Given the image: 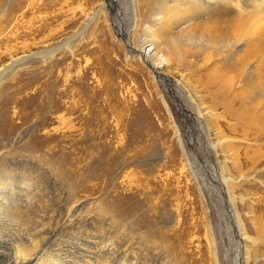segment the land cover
Returning a JSON list of instances; mask_svg holds the SVG:
<instances>
[{
  "label": "rangeland",
  "instance_id": "374dc122",
  "mask_svg": "<svg viewBox=\"0 0 264 264\" xmlns=\"http://www.w3.org/2000/svg\"><path fill=\"white\" fill-rule=\"evenodd\" d=\"M166 1L135 0L129 15L136 30L124 41L125 0H0V69L12 56L70 46L0 80V170H15L19 183L37 176L43 193L36 201L43 208L58 209L67 198L81 203L75 225H82L69 228L68 239L99 234L106 264H117L122 225L143 240L141 252L152 264H237L246 255L236 221L258 242L245 241L249 259L241 264H264V135L242 139L223 98L200 82L206 71H156L131 51L150 33L152 20L163 16ZM180 38L182 45L190 40ZM154 43L161 49L158 61L171 60L161 39ZM220 51L221 46L207 50ZM240 71L237 76L247 75L250 66ZM159 72L179 81L193 104L201 95L197 101L208 106L221 101L217 110L228 119L221 120L222 137L206 122L200 137L185 122ZM244 83L236 81L233 92L243 91ZM223 138L230 142L220 145ZM209 140L218 154L207 149ZM232 156L238 165L227 160ZM79 242L59 240L58 247L69 250Z\"/></svg>",
  "mask_w": 264,
  "mask_h": 264
},
{
  "label": "bare ground",
  "instance_id": "6f19581e",
  "mask_svg": "<svg viewBox=\"0 0 264 264\" xmlns=\"http://www.w3.org/2000/svg\"><path fill=\"white\" fill-rule=\"evenodd\" d=\"M134 3L135 0H125L128 17L125 37L122 30L124 41L131 32L136 30V27L134 30V20L131 22L132 13L129 15ZM162 7L159 13H162L163 16H156L152 20L151 29L147 31L150 33L140 41L138 49L130 48L133 55L142 57L145 63L156 71L159 68L172 66H177L183 71H196L197 69L200 72L206 71V77L200 79V82L211 91V94L223 98L222 104L228 111V118L233 117V120L236 121L242 139L247 140L252 134L255 138L262 137L264 135V0H168ZM134 12L136 16L138 9L135 8ZM182 36L190 37V40L185 41L189 44H181L183 43L181 41L183 39L180 38ZM157 38L161 39L171 60L166 58L164 61H158L161 60L158 59L161 49L154 43ZM197 41H201L202 47L197 46ZM68 44L66 42L56 48H50L30 56L18 58L12 56L10 62L0 69V80L30 61L39 58L44 60L62 48H69ZM217 46H221L220 53L207 52ZM248 66H250V71L247 75L241 73L242 75L237 76L242 68ZM161 72H159L161 76L159 79L168 86L167 88L174 95L179 109L186 114L185 122H190L195 126L200 137L203 131L199 129L201 122H206L207 127L214 128L217 133H221V135L218 134L219 137H222L221 120L227 118L225 119L226 116L224 117L217 110L221 101L216 106H208L202 101H197L198 98H202L201 95L194 97L196 102L193 104L191 99L183 96L178 88L179 81L173 80ZM177 76L179 77L178 74ZM236 81L239 84L242 81L245 82L244 92L242 90L238 93L233 92ZM193 92L196 95L194 88ZM248 92L252 97L247 94ZM237 109H241V111L238 112ZM228 142L230 140L226 138L219 140L220 145ZM218 148V145L209 140L207 149H211L216 155ZM254 153H261V150H255ZM227 160H234L233 164L238 165L235 156L228 157ZM14 171H7L4 168L0 170V264H106L108 252L107 249L105 250V246L103 247L104 244L100 242L102 239L97 233H94L95 235L86 233L87 235L82 237H74L71 234V237L79 239V246L75 248L71 245L69 250L62 244L58 247L59 240L70 243L76 240L68 239L69 228L72 230L78 228V225H82L80 220H78V225H75L76 219L81 217L82 204L78 201L72 202L67 198L64 203H59L58 209L54 205L43 208L36 201V197H40L43 193L42 188H37L35 185L37 176L36 179L31 178L34 182H24L25 184L21 182V184L15 180L18 175ZM220 175L223 174L220 173ZM228 180L232 179L228 178ZM6 181H10V184ZM232 181L238 182L236 179ZM15 183L20 185L16 186ZM232 188L230 183L228 189L232 190ZM227 193L230 196L229 191ZM251 221L255 225V229L260 230L256 232L261 233V227L258 226L254 217H251ZM239 222H234L235 226L233 227L236 239L241 240V249L245 251L246 257L241 256L242 259L240 258L237 264L244 263L243 260L249 259L247 256L249 246L246 244L244 247L245 241H251L254 245L258 244L256 240L250 239L244 229L240 228ZM120 227V233L117 232L119 233L117 252L114 250L117 253V264H152L142 253L143 251L141 252L143 240L137 238L135 232L124 225ZM59 231L64 233V236L59 238ZM156 243L158 244V242ZM86 245L89 246V249H84ZM165 248L170 247L167 244ZM151 252L153 253V250ZM159 258H161L160 255L151 259L155 261Z\"/></svg>",
  "mask_w": 264,
  "mask_h": 264
}]
</instances>
